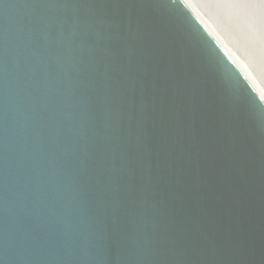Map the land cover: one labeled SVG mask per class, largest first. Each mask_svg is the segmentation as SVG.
Here are the masks:
<instances>
[{"label": "water", "instance_id": "water-1", "mask_svg": "<svg viewBox=\"0 0 264 264\" xmlns=\"http://www.w3.org/2000/svg\"><path fill=\"white\" fill-rule=\"evenodd\" d=\"M0 264H264V0H0Z\"/></svg>", "mask_w": 264, "mask_h": 264}]
</instances>
